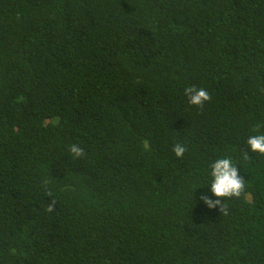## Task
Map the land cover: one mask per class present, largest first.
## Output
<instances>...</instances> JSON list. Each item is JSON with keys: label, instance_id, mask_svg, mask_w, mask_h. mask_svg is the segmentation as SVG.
Segmentation results:
<instances>
[{"label": "trees", "instance_id": "1", "mask_svg": "<svg viewBox=\"0 0 264 264\" xmlns=\"http://www.w3.org/2000/svg\"><path fill=\"white\" fill-rule=\"evenodd\" d=\"M260 133L264 0H0V264H264Z\"/></svg>", "mask_w": 264, "mask_h": 264}, {"label": "clouds", "instance_id": "2", "mask_svg": "<svg viewBox=\"0 0 264 264\" xmlns=\"http://www.w3.org/2000/svg\"><path fill=\"white\" fill-rule=\"evenodd\" d=\"M184 94L187 96L188 102L191 105L201 109L206 102H210L212 99L210 93L206 89L198 88L195 85L186 87L184 89ZM260 127V125H255L252 129L253 132L259 133ZM247 143L253 152L264 155V133L249 136ZM172 150L177 158H183L187 151V147L183 143L176 142ZM68 151L73 159H82L87 155L85 149L77 143L70 144L68 146ZM245 158H247L246 153ZM211 176L213 179L210 191L212 196L217 199L213 200L212 196L203 194L200 196V200H202L209 209L216 208L220 205L222 198H239L245 190L244 180L239 175L238 169L231 158L217 159L212 163ZM53 205H49L47 210L52 211Z\"/></svg>", "mask_w": 264, "mask_h": 264}]
</instances>
